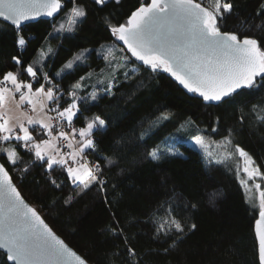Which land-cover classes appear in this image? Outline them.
<instances>
[{
    "label": "trees",
    "instance_id": "16d2710c",
    "mask_svg": "<svg viewBox=\"0 0 264 264\" xmlns=\"http://www.w3.org/2000/svg\"><path fill=\"white\" fill-rule=\"evenodd\" d=\"M142 2L107 0L97 5L94 0H75L86 16L78 19L72 31H54L61 23L67 28L73 0H63L58 17L22 27L27 41L23 48L16 43L13 26L0 20V75L20 71L21 79L31 81L23 69L39 61L34 67L39 69L42 64V71L63 93L61 108L67 106L65 101L71 102L68 93L72 86L86 77L76 94L89 97L95 93L97 99L78 102L80 112L72 124L84 127L94 116L105 120V127L93 132L96 148L86 153L91 162L100 165L103 186L93 184L80 191L62 168L54 166L48 171L34 153L15 141L0 146H15L20 157L17 163H9L3 153L0 159L23 197L91 264H259L254 231L259 208L247 198L234 162L216 163L186 140L204 136L207 141H220L231 134V148H244L264 173V120L260 118L264 117V81L257 78L258 87L242 89L226 98L228 102H206L170 73L153 72L127 51H119L125 48L111 34L110 25L124 23ZM232 3L233 12L225 15L221 31H235L264 45V27H257L264 22V0ZM102 45L114 49L117 59L113 64L121 56L130 57L126 67L115 73L111 95L105 91L111 68L103 59ZM41 49L45 58L40 57ZM81 52L84 59L56 75ZM14 56L21 60L20 65ZM132 68L139 71L133 73ZM125 71L130 77L127 80ZM40 83L46 89L49 86L43 79ZM161 113H167L169 119L157 122ZM157 146L162 158H148L146 153ZM53 179L59 188L51 183ZM261 188L264 191V180ZM69 197L71 202L66 203ZM167 209L185 228L179 240L174 232L156 234V221ZM192 224L196 228L189 231ZM129 247L135 256L128 253ZM0 264H10L2 251Z\"/></svg>",
    "mask_w": 264,
    "mask_h": 264
},
{
    "label": "snow or ice",
    "instance_id": "6c2138e0",
    "mask_svg": "<svg viewBox=\"0 0 264 264\" xmlns=\"http://www.w3.org/2000/svg\"><path fill=\"white\" fill-rule=\"evenodd\" d=\"M94 2L104 5L107 0ZM116 2L119 3V0ZM63 7V0H0V18L13 26L16 31V43L23 48L27 41L21 34L22 25L41 16L54 17ZM233 9L232 0H206V3L205 0H143L124 23L110 25V31L117 40L126 45V49L119 51H127L131 57L143 62V65L153 72L163 70L170 73L188 92L198 94L203 101L228 102L226 98L239 94V90L258 87L257 77L264 81V45L255 38L241 36L235 31H221L222 20L226 14L232 13ZM261 9L264 10V4ZM257 15H260L259 11ZM85 16V10L76 6L73 0V7L67 12V28L61 23L53 30L72 31L78 19ZM257 27H264V22ZM101 48L105 49V46L102 45ZM47 52H52V49L49 47ZM40 57H46L43 49L40 51ZM82 59L84 53H78L68 60L56 75L72 69L74 62ZM103 59L108 61V67L111 68L105 89L111 95L113 81L116 80L115 73L126 67L130 57L121 56L120 61L123 63L117 61L113 64L112 61L117 58L114 49L108 47ZM13 60L17 65L21 64L18 57L14 56ZM37 63L39 61H33L23 69L24 73L31 77V81L39 84L35 89L33 82L21 79L20 71H6L0 75V145L15 141L23 149L34 153L35 158L42 161L48 171H52L54 166L62 168L71 183L80 191L88 190L93 184L102 187L104 182L99 176L100 166L89 162L86 153L96 148V142L92 138L93 130L104 128L105 120L94 116L87 120L86 126L79 129L74 128L72 124L74 117L80 112L78 102L87 99L95 101L97 95L92 93L89 97H80L76 94V90L84 86L82 81L86 77H81L68 93L72 97L71 102L65 101L67 106L61 108L63 93L59 85L53 84L48 73L42 71V64L39 69L34 67ZM131 71L135 73L139 69L132 68ZM91 75L92 73H89L88 77ZM123 75L126 80L130 78L128 71ZM41 79L49 85L47 89L44 83H40ZM98 82L104 83L103 80ZM45 100L52 107H48L44 103ZM12 102L19 112L15 117L10 114L12 109L7 107ZM37 105L45 114L43 117L29 114L37 111ZM48 112H55L56 117L48 116ZM260 118L264 120V117ZM167 119L169 115L161 113L157 122ZM65 125L72 129L71 133L64 130ZM33 132L40 133L41 138L37 140ZM143 135L144 133H141V138ZM76 137L80 139L77 140ZM60 140L68 142L69 151L63 155H60ZM194 140L216 163L226 164L233 161L237 176L240 177L241 172L246 174L245 178L240 179L246 192L250 193L253 187L258 191L259 218L255 221V231L259 241V264H264V191L260 190L259 183H255L258 177L264 180V173L253 166L255 162L244 148L234 145L232 150H229L228 146L232 145L231 134L222 142H206L204 136H195ZM213 146L223 150L219 159L214 157L211 150ZM0 153L6 154L7 161L13 165L20 159L15 146H0ZM146 155L152 160H160L162 149L159 146L154 147ZM249 180L253 181L252 186H249ZM51 183L59 188L54 179ZM71 199L69 197L66 203H70ZM249 200H252L251 196ZM170 211L171 209H167L164 216L156 221V234L168 236L174 232L179 234L175 237L179 240L185 233V228L174 216L168 215ZM195 228L196 225L192 224L189 231ZM112 231L116 233V229ZM122 233L123 229H120L119 234ZM0 249L4 250L7 261L12 264H88L87 260L56 235L37 209L25 201L2 163ZM127 251L135 256L134 249L129 247Z\"/></svg>",
    "mask_w": 264,
    "mask_h": 264
},
{
    "label": "rangeland",
    "instance_id": "374dc122",
    "mask_svg": "<svg viewBox=\"0 0 264 264\" xmlns=\"http://www.w3.org/2000/svg\"><path fill=\"white\" fill-rule=\"evenodd\" d=\"M105 49H106V48H105ZM101 50H102V48H101ZM118 61H120V60H118ZM121 63H122V62H121ZM222 141H223V140H220V141H217V142H222ZM186 142H187L188 144L192 145L193 147H195V148H197V149H200V150H202V151L204 152V150L201 149V148L199 147V145H197V144L195 143L194 138L187 139ZM206 142H209V141L206 140ZM228 147H229V150H232V148H231L230 145H229ZM211 150L213 151L214 157H215L216 159H219V158L223 155V150H222V149L215 148V146H213ZM204 153H205V152H204ZM182 154H183V153H182ZM205 154H206V153H205ZM209 158H211L212 160L215 161V159H213V157H209ZM240 159H242V158H240ZM253 166H254V167H257V166L255 165V163H254ZM245 177H246V174H244L243 172H241V173H240V179H241V178H245ZM255 183H259V184L261 185V179L258 177V178L256 179ZM248 184H249V186H252V185H253V181L249 180V181H248ZM243 188H244V186H243ZM244 190H245V188H244ZM260 190L263 191L262 188H260ZM245 193H246L248 199H249V196L252 197V200H251V201L249 200V201H250L252 204L256 205V206L259 208V197H258V191L253 187V188H252V191H251L250 193H249V192H246V190H245Z\"/></svg>",
    "mask_w": 264,
    "mask_h": 264
},
{
    "label": "water",
    "instance_id": "95a60500",
    "mask_svg": "<svg viewBox=\"0 0 264 264\" xmlns=\"http://www.w3.org/2000/svg\"><path fill=\"white\" fill-rule=\"evenodd\" d=\"M198 2V1H197ZM62 10V9H61ZM60 13H61V11H60ZM60 13H57L54 17H47V16H41V17H39L38 19H35V20H31V21H27V22H25L23 25H22V27L23 26H25V25H27V24H30V23H35V22H37V21H40V20H51V19H54V18H56V17H58L59 15H60ZM0 20L1 21H3V19L2 18H0ZM3 22H5V21H3ZM6 23H8V24H10L9 22H6ZM116 41L121 45V46H123L125 49H126V45H124L123 44V42L122 41H119V40H117L116 39ZM131 55V54H130ZM134 58V57H133ZM135 59V58H134ZM138 61V60H137ZM138 62H140V63H142L143 64V62H141V61H138ZM257 78H259V77H257ZM242 90V89H241ZM241 90H239V91H241ZM196 94V93H195ZM196 95H198V94H196ZM199 96V95H198ZM200 97V96H199ZM202 98V97H201ZM0 163H2V164H4L2 161H1V159H0ZM6 167V166H5ZM7 168V167H6ZM8 170V169H7ZM9 172V171H8ZM9 175L11 176V174H10V172H9ZM12 177V176H11ZM12 182L15 184V182L13 181V179H12ZM16 185V184H15ZM16 187H17V185H16ZM17 189H18V187H17ZM19 190V189H18ZM20 192V191H19ZM21 193V192H20ZM22 195V194H21ZM23 196V195H22ZM25 199V198H24ZM25 201L30 205V206H32L26 199H25ZM32 207H34V206H32ZM38 211V210H37ZM39 212V211H38ZM40 213V212H39ZM41 215V214H40ZM41 217L44 219V217L41 215ZM258 218H259V216H258ZM257 218V219H258ZM45 220V219H44ZM45 222L47 223V221L45 220ZM48 224V223H47ZM49 225V224H48ZM49 227H51L50 225H49ZM52 228V227H51ZM52 230H53V228H52ZM54 231V230H53ZM254 231H255V226H254ZM55 232V231H54ZM56 233V232H55ZM56 235H58L57 233H56ZM61 239H63L60 235H58ZM255 236H256V240H257V244H258V247H259V241H258V237H257V235H256V231H255ZM64 240V239H63ZM65 241V240H64ZM65 243L71 248V249H73L75 252H77L74 248H72L66 241H65ZM0 251H2L4 254H5V252H4V250L3 249H0ZM77 254L78 255H80L81 257H83L80 253H78L77 252ZM6 255V254H5ZM84 258V257H83ZM7 259V258H6ZM85 259V258H84ZM86 260V259H85ZM9 262V261H8ZM88 262V261H87ZM10 264H12V262H9ZM88 264H91V263H89L88 262Z\"/></svg>",
    "mask_w": 264,
    "mask_h": 264
},
{
    "label": "crops",
    "instance_id": "0c3cea01",
    "mask_svg": "<svg viewBox=\"0 0 264 264\" xmlns=\"http://www.w3.org/2000/svg\"><path fill=\"white\" fill-rule=\"evenodd\" d=\"M36 87H38V85H34V84H33V88L35 89ZM44 103L47 104V105L50 104V103H49L48 101H46V100L44 101ZM7 107L12 109V112H11L10 114H11L13 117L19 115V112H18V111L16 110V108H15V103H14V102L9 103ZM5 110H7V109H5ZM22 110H23V109H22ZM29 114H30V115H33V116H39V117H43V116L45 115L43 112L40 111L39 105H37V111H36L35 113H31V112H30ZM47 115L50 116L49 113H47ZM46 122H48V121L46 120ZM29 130L32 131L31 128H30ZM95 130H96V129H94L93 132H94ZM33 135L36 137L37 140L40 139V136H41L40 133H38V132H33ZM53 155H56V154L53 153ZM60 155H62V154L60 153ZM57 158H59V155L57 156Z\"/></svg>",
    "mask_w": 264,
    "mask_h": 264
},
{
    "label": "built area",
    "instance_id": "2783aa9c",
    "mask_svg": "<svg viewBox=\"0 0 264 264\" xmlns=\"http://www.w3.org/2000/svg\"><path fill=\"white\" fill-rule=\"evenodd\" d=\"M48 107H52V105L51 104H49L48 105ZM49 113V115L50 116H52V117H56V113L55 112H48ZM59 118L57 117V120H58ZM56 121H53V123H55ZM73 127L74 128H76V129H79V128H77V127H75L74 125H73ZM64 130L65 131H68L69 133H71V128H69V127H67V125H65L64 126ZM55 134V133H54ZM46 137V136H45ZM47 138V137H46ZM75 139H80L79 137H76ZM59 145H60V147H61V149H62V152H61V154L63 155V154H65V153H67L68 151H69V149L67 148V141H63V140H60L59 142ZM86 159L89 161V162H91L90 161V159L86 156ZM91 163H93V164H98L97 162H91ZM100 166V165H99ZM100 169H101V167H100ZM101 175V171H100V173H99V176ZM100 178H101V176H100Z\"/></svg>",
    "mask_w": 264,
    "mask_h": 264
}]
</instances>
